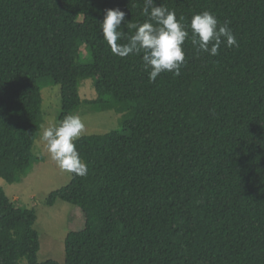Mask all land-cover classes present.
Wrapping results in <instances>:
<instances>
[{"label":"trees","instance_id":"trees-1","mask_svg":"<svg viewBox=\"0 0 264 264\" xmlns=\"http://www.w3.org/2000/svg\"><path fill=\"white\" fill-rule=\"evenodd\" d=\"M154 3L185 24L213 13L238 47L197 56L186 41L181 75L152 83L142 54H112L97 24L115 8L144 22V0H0V179L14 183L29 166L42 77L59 86L58 121L76 112L79 82L91 77V104L105 108L106 95L108 108L130 112L124 132L75 141L87 174H70L44 202L84 216L65 235L62 263L37 261L35 212L0 188V264H264V0ZM81 45L90 63L78 62Z\"/></svg>","mask_w":264,"mask_h":264},{"label":"clouds","instance_id":"clouds-1","mask_svg":"<svg viewBox=\"0 0 264 264\" xmlns=\"http://www.w3.org/2000/svg\"><path fill=\"white\" fill-rule=\"evenodd\" d=\"M148 17L142 23L126 22V13L120 8L106 9L102 21L97 24L112 54L124 58L141 55L149 82H156L161 73H172L178 77L185 62L184 44L189 41L197 56L219 55L221 45L227 48L238 47L236 36L228 26L221 23L209 11H202L191 17L190 23L177 19L176 13L163 5L157 6L154 0H144L142 9ZM122 22L133 30L126 36ZM189 32L191 35H189ZM126 39V43L121 42ZM41 140L57 167L66 173L83 177L87 165L77 151L75 141L85 130V123L76 114L66 115L55 125H42Z\"/></svg>","mask_w":264,"mask_h":264},{"label":"rangeland","instance_id":"rangeland-1","mask_svg":"<svg viewBox=\"0 0 264 264\" xmlns=\"http://www.w3.org/2000/svg\"><path fill=\"white\" fill-rule=\"evenodd\" d=\"M77 60L81 64L91 62L90 50L81 45ZM95 77L81 80L78 93L81 104L74 114L79 115L85 123V130L81 137L87 135L105 134L110 131H121V121L130 112L118 113L114 108H108L110 96L101 97L106 106L99 108L98 104H91L98 98L93 83ZM41 95L42 123L30 150V163L18 181L7 183L0 179V188L6 196L18 207L31 209L35 212L34 228L39 239L37 261L54 260L64 261V238L69 231H79L84 225V216L81 210L71 204L57 201L53 206L45 205V200L51 191L61 188L70 180V174L61 171L51 159L44 143L41 140L42 125H55L60 112L59 86L50 78L39 79ZM19 264H26L20 260Z\"/></svg>","mask_w":264,"mask_h":264}]
</instances>
